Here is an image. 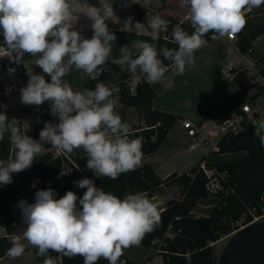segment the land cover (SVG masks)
I'll list each match as a JSON object with an SVG mask.
<instances>
[{
	"label": "clouds",
	"instance_id": "9594fccd",
	"mask_svg": "<svg viewBox=\"0 0 264 264\" xmlns=\"http://www.w3.org/2000/svg\"><path fill=\"white\" fill-rule=\"evenodd\" d=\"M180 2L188 10L193 31L189 34L180 24L175 25L171 43L177 47H158L156 41L170 23L159 14L147 19V26L133 23L132 17H128L120 30L143 33L152 42L134 40L132 48L128 45L120 48L119 57L112 63L122 71H139L148 84L161 82L169 71L182 76L194 64V54L207 44L204 38L207 34L212 33V39H221L240 32L247 22L246 12L264 4V0ZM74 3L75 0H0V29L9 53L15 54L14 61L21 63L25 53L38 57L35 64L51 77L49 83L43 75L29 70L27 86L20 90L21 103L40 106L51 101V112L59 117L57 124L45 123L37 141L21 130L16 119L8 121L6 114L0 113V141L7 133L14 149V158L0 159V185L12 183L13 173L30 168L45 149V143L66 154L83 149L87 154L86 167L97 177L115 180L141 164L142 138H129L132 126L122 121L115 110L111 88L99 82L93 90H74L64 79L73 68L96 79L112 56L116 40L106 23L115 16L107 0H99V6L89 4L83 10L92 21L90 39L74 30L73 21L77 19L72 11ZM144 3L150 4L152 0ZM253 123L255 136L264 146V118ZM70 171H61L60 176ZM75 184L87 189L79 198L82 207L77 206L74 192L67 191L55 199L52 188L37 191L34 203L19 202L26 228L9 237L10 258L20 257L31 245L38 249L37 255L44 257L43 264H55L49 250L69 259L83 257V264H97L101 258L108 264H117L124 249L139 246L145 234L159 223L157 207L142 192L127 193L120 199L96 187L92 179L83 178Z\"/></svg>",
	"mask_w": 264,
	"mask_h": 264
},
{
	"label": "trees",
	"instance_id": "16d2710c",
	"mask_svg": "<svg viewBox=\"0 0 264 264\" xmlns=\"http://www.w3.org/2000/svg\"><path fill=\"white\" fill-rule=\"evenodd\" d=\"M160 16L170 23L167 31L160 33V38L156 41L158 47H177L171 43L172 29L177 24H180L189 34L193 31L190 21L179 20L173 15L160 14ZM135 19L140 23L146 22L139 9H136ZM246 21L245 27L236 33L237 44L240 51L253 53V40L260 34H264V4L246 13ZM138 40L152 42L151 37L143 33L138 35ZM0 43H4L2 29H0ZM262 59L264 57L259 58V60ZM164 63L168 64V61ZM16 64L22 70V79H29L22 63ZM132 75L133 73L127 70L122 71L109 59L104 66V71L96 79L90 77L84 80L81 86L83 89L93 90L99 82H104L110 88L111 85L118 84L119 104L115 106V110L122 121L129 123L125 109L135 107L147 125L159 123L155 129L142 130L141 137L136 132L129 137L130 139L142 138L143 156L150 155L158 148L172 125L180 117L152 107L156 93L143 77L134 87V91H130L127 81ZM234 79L243 90L251 89V83L243 73H237ZM0 99H3L1 83ZM38 129L34 128L28 135L35 136L39 133ZM154 133L156 137L151 139L150 135ZM49 146L52 145L45 143V147ZM8 150V141L4 137L0 141V159L8 158ZM212 152L241 153L235 160L206 162L209 169L215 170L219 183V187L213 191L206 188L208 178L201 170H198L203 158L186 171L171 172L164 179H160L147 163L138 166L134 171L121 174L115 180L106 176H92L89 179L94 181L96 187L120 199H123L127 193L136 192H142L151 199L160 187L167 184L176 185L182 195L181 198H171L161 205L158 209L159 223L153 231L145 234L140 245L146 248L157 245V255L161 256L162 264H215L212 243L241 225L264 216V146H261L259 139L255 136V127L247 126L238 135L222 137ZM68 155L76 164V168L71 166L67 158L52 159L50 154H45L39 159L37 168L27 173V180L0 185V214L5 219L3 224L0 223L4 231L0 233V258L5 256L11 247L9 237L14 233L18 234L12 226L9 199L13 194L35 185L43 190L52 188L56 193L55 199H60L67 191H72L77 195L78 202L87 191L86 188L80 189L75 184L76 181L83 179L78 168L86 167L87 154L83 149H74V154ZM64 165H70L72 168L67 178L60 177ZM222 173H225V176H219ZM210 195L214 196L212 209L207 214L195 215L196 205ZM52 255L60 256L61 264H83V257L80 256L69 259L56 252L50 254ZM152 259L153 256L148 254L142 261L136 262L123 254L117 264H120V261H124L125 264H149ZM97 264H108V261L101 258Z\"/></svg>",
	"mask_w": 264,
	"mask_h": 264
},
{
	"label": "rangeland",
	"instance_id": "374dc122",
	"mask_svg": "<svg viewBox=\"0 0 264 264\" xmlns=\"http://www.w3.org/2000/svg\"><path fill=\"white\" fill-rule=\"evenodd\" d=\"M119 3V4H117ZM109 4L112 5L114 9L119 11L120 16L123 19L128 17L129 7L126 5V0H109ZM186 19L177 18L179 20H187L188 16H185ZM165 32V31H161ZM84 38L90 39L93 35L87 34L82 35ZM260 38L255 41L254 48L256 56H264V46L259 45ZM116 44V43H115ZM209 48H204L199 52H196L195 62L192 66L187 67L184 75L177 76L174 75L171 71L166 72L164 78L161 82L153 84L154 86L160 87V93L158 94L156 103H161L165 107H169L176 111V113L184 115L186 118H193V122H197L200 117L208 116L206 122H213L217 119H220L224 115L232 112L234 109L239 108L248 100L250 91L243 90L235 81L234 76L228 77L224 70V57H225V48L217 42L211 44ZM5 47V43H0V51ZM14 53L12 56L14 57ZM120 51L112 54L109 58L111 60L118 58ZM23 65L25 70H31L33 74L43 75L46 82H51V77L46 73H43V70L35 64V61L38 57L31 56L28 53L24 54ZM143 75L137 71L133 73L131 80L142 78ZM90 78L82 70H76L75 68L64 77L66 81L74 90H82L81 83ZM186 81V83H185ZM171 84V86H169ZM27 86V85H26ZM113 98V97H112ZM116 101V106H118L117 98H113ZM127 120L129 121L132 128H140L145 126L146 123L143 121L139 110L135 107H127L125 109ZM8 121L16 119L18 122L22 121L25 124H28L29 127H24L22 131H26V135L32 132L36 128V121L40 117L46 116V112L42 111L39 106L28 105V106H10L9 110L6 113ZM196 119V120H194ZM203 119V118H200ZM199 119V120H200ZM45 126H39L37 129L40 131ZM151 130V129H150ZM39 133L35 136H30L31 138L39 141ZM5 139L8 141V158L11 156L14 158V149L8 139V134H5ZM189 142V137L186 130L181 124V121L178 119L172 125L167 135L164 137L158 148L149 156L142 157L141 163L146 161L154 170L159 174V176H167L172 171L184 172L191 165L199 162L203 158L205 169L208 171L210 167L206 165V162L213 163L221 160H235L241 155V153H229L227 155H217L214 152L207 148H196L194 150H189L187 145ZM42 150L40 156L36 157L30 168L12 174V182L18 183L22 180H27L26 175L29 171L35 170L37 168V163L40 158L44 157L45 154H50L52 159L54 158H66L63 155H57L59 150L51 149L52 146L45 147ZM7 158V159H8ZM6 159V160H7ZM69 160V159H68ZM73 162V161H72ZM69 160V163L72 167H77L76 164L72 163ZM68 166L69 169H72L70 165H64L63 167ZM62 167L61 171L64 169ZM198 170L199 166H198ZM214 170V169H213ZM82 174L83 178H90L95 176V174L87 169V167L79 168L78 170ZM203 172V170H201ZM215 171V170H214ZM71 173V171H70ZM204 173V172H203ZM210 174V171H208ZM205 174V173H204ZM62 178H67L65 176H60ZM212 184L215 185V182L212 180ZM210 183V184H211ZM43 190L39 186L31 187L26 190H22L13 194L10 199V207L19 206L21 200H25L28 203L34 201L35 193L37 191ZM34 196V197H33ZM181 193L179 188L173 184H167L159 189H157L153 197L150 199L155 206L160 208V206L171 198H181ZM214 196L210 195L209 198L205 200H200L194 209L195 215L198 214H207L213 207ZM79 205V201H78ZM82 207V206H78ZM22 216L21 209L17 210L15 217ZM13 218V216H12ZM18 234L22 233L23 230L15 228ZM3 228L0 226V233H3ZM27 243L26 241H23ZM34 254L37 255L38 249L33 246ZM158 248L157 245L153 247L145 248L141 245L132 246L123 250V254L128 256L130 259L135 261H142L148 254L155 257L157 255ZM53 251L49 250L48 255L52 254ZM148 253V254H147ZM147 254V255H146ZM42 258L43 256L37 255L36 258ZM44 259V257L42 258ZM153 261V259H152ZM149 264H153V262Z\"/></svg>",
	"mask_w": 264,
	"mask_h": 264
},
{
	"label": "built area",
	"instance_id": "2783aa9c",
	"mask_svg": "<svg viewBox=\"0 0 264 264\" xmlns=\"http://www.w3.org/2000/svg\"><path fill=\"white\" fill-rule=\"evenodd\" d=\"M249 13V12H246ZM207 40V44L202 47L209 48L214 42H223L225 45V64L223 70L228 77L235 76L237 73H243L245 77L251 83V93L248 96V100L242 104L236 112L233 114L224 116L223 118L211 122H206V119H200L197 122H192L190 120H181V124L187 132L189 137L188 149L194 150L196 148H209L211 152L216 147L218 141L222 137H230L238 135L247 126H254V121L257 119L264 118V64H261L257 58H255L248 51H240L237 44L236 34L221 39H212V33L204 37ZM0 51V83L3 87V99H0V113H7L10 106H28L20 101L21 89L26 87L28 80H24L21 77L22 70L20 67L14 63L12 53L10 54L6 47ZM24 72L26 70L24 68ZM139 82L138 79H129L127 81V86L130 91H134V87ZM111 90L113 93V98L119 96V86L118 84L111 85ZM42 111L46 112V116L38 118L36 121V127L45 126L46 122H51L52 124L59 123V117L55 116L51 112V101H45L39 106ZM18 125L23 130L24 127H29L28 124L24 125V122H18ZM159 123L154 125H145L140 128L132 129V133L136 132L141 137L142 130L155 129ZM151 139L156 137V134L150 135ZM57 155H63L71 162L69 155L63 151H59ZM73 163V162H72ZM69 167L65 166L62 171L68 170ZM199 169L203 170L208 181L206 183V188L210 190H215L219 187L218 180L215 176V171L209 169L210 174L205 169L204 161L199 164ZM79 170V168H78ZM70 173L64 175L68 177ZM219 176H225V173L219 174ZM215 182V185L211 181ZM211 183V184H210ZM82 189V188H80ZM77 206L78 202H77ZM178 218L177 216L175 217ZM5 222L4 216L0 214V223ZM12 226L14 228H19L24 230L26 225L23 223V217H13Z\"/></svg>",
	"mask_w": 264,
	"mask_h": 264
},
{
	"label": "crops",
	"instance_id": "0c3cea01",
	"mask_svg": "<svg viewBox=\"0 0 264 264\" xmlns=\"http://www.w3.org/2000/svg\"><path fill=\"white\" fill-rule=\"evenodd\" d=\"M107 3H109V0H107ZM89 4L99 6V0H75V3L72 6L73 14L75 17H77V19L73 21L75 23L74 30L79 31L81 35H87V34L93 35V31L91 28L92 21L83 14L84 8ZM126 5L127 7H129V11H130L128 13V17H132L133 23L137 22L135 19L136 9L142 11L143 17L146 20V22H144L146 26H147V19L152 18L156 14L173 15L174 17L176 18L180 17L181 19H186L185 16H188V10L187 8L181 7L180 0H159L158 4L156 0H152V3L147 5H145L144 0H126ZM113 10L115 16H113L110 20L106 21L109 30L112 33H114L116 36V40L113 42V46H112V54L119 52L120 48L124 47L125 45H128L129 48H132V42L134 40H138V35L134 31L128 33L120 30L123 27V24L128 17L126 19H123L120 16L119 11H117L114 8ZM117 31H121V33H117ZM259 38H260L259 45L262 44V46H264V34H260L252 42L254 51L253 53H251L258 60L261 57L256 56L254 43ZM219 43L222 45V47L225 48L223 42L220 41ZM201 50L202 49L198 50L197 52ZM133 51L135 52L136 50L133 49ZM259 62L261 64H264V59L259 60ZM21 63L23 65V61ZM224 64H225V57H224ZM26 73H28V70H26ZM151 86L154 88V91L156 93V96L152 101V107L154 109L169 112L173 115H178L180 117L178 119L179 121L187 119L193 122L192 120L193 118L191 119L186 118L184 115L176 113V111H174L173 109L169 107H165L161 103H156L158 94L161 92L160 87L154 86L153 84H151ZM237 110L238 108L234 109L232 112L228 113L227 115L233 114ZM200 118L206 119L208 118V116H204ZM199 119L197 120L199 121ZM216 154L221 156V155H227L229 153H216ZM147 156L149 155H144L143 157H147ZM221 161H228V160H221ZM143 163H147V162L144 161ZM143 163H141L139 166H141ZM151 168L160 179L165 178V176L160 177L159 174H157V172L154 170V168L153 167ZM172 172H176V171H172ZM176 173H181V172H176ZM168 175L169 174H167V176ZM34 202L35 200L32 201L31 203ZM19 209H20L19 206L13 207L11 209V214L13 217H15L16 212ZM212 248L214 251L215 264H264V216L257 217L252 221H250L249 223L241 225L232 232L220 237L217 241L212 243ZM54 253L55 252H53L52 254ZM36 256L37 255L34 254L33 246L29 245L28 247H26L25 252L20 257L13 259L10 258L7 254L1 257L0 264H43V260H44L42 259L43 257L42 258L38 257L39 259H37ZM51 257L55 260V264H61L60 256L52 255ZM152 262L153 264H162L161 256L156 255L155 257H153Z\"/></svg>",
	"mask_w": 264,
	"mask_h": 264
}]
</instances>
